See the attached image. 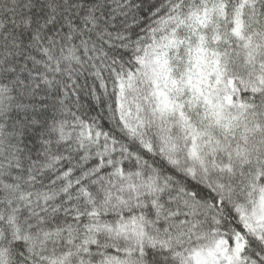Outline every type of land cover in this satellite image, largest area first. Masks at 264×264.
<instances>
[{
	"label": "snow or ice",
	"instance_id": "obj_1",
	"mask_svg": "<svg viewBox=\"0 0 264 264\" xmlns=\"http://www.w3.org/2000/svg\"><path fill=\"white\" fill-rule=\"evenodd\" d=\"M0 264H264V0H0Z\"/></svg>",
	"mask_w": 264,
	"mask_h": 264
}]
</instances>
